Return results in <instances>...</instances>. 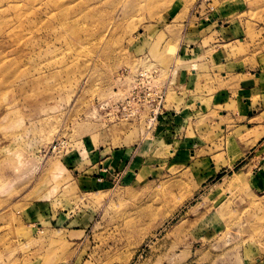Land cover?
I'll use <instances>...</instances> for the list:
<instances>
[{"label":"rangeland","instance_id":"1","mask_svg":"<svg viewBox=\"0 0 264 264\" xmlns=\"http://www.w3.org/2000/svg\"><path fill=\"white\" fill-rule=\"evenodd\" d=\"M256 72L264 0H0V264H264Z\"/></svg>","mask_w":264,"mask_h":264},{"label":"crops","instance_id":"2","mask_svg":"<svg viewBox=\"0 0 264 264\" xmlns=\"http://www.w3.org/2000/svg\"><path fill=\"white\" fill-rule=\"evenodd\" d=\"M222 14L221 11L219 12ZM215 15L209 18V24L212 26L215 22ZM223 37L236 32L226 26L219 30ZM235 31V32H234ZM200 47V46H199ZM193 53L197 48H193ZM222 52V51H221ZM194 55V56H195ZM195 75V73H193ZM237 80L236 88L229 90L231 97L222 98L226 92H216L219 95V102L222 105L229 106V111L224 113V120H232L236 127V132L253 131L256 135L264 132V72L235 74ZM125 157L124 152H114V163ZM109 176L106 174H94L92 177L93 185L104 186L109 184Z\"/></svg>","mask_w":264,"mask_h":264}]
</instances>
